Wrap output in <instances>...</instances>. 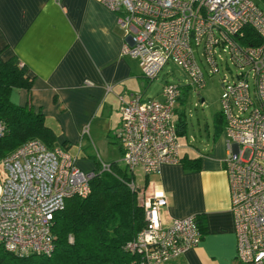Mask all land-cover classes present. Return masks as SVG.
Wrapping results in <instances>:
<instances>
[{
  "label": "built area",
  "instance_id": "built-area-1",
  "mask_svg": "<svg viewBox=\"0 0 264 264\" xmlns=\"http://www.w3.org/2000/svg\"><path fill=\"white\" fill-rule=\"evenodd\" d=\"M102 1L120 12L122 52L138 60L146 78L157 77L171 61L186 73L189 84L202 86L205 71L218 72L226 64L220 111L237 262L264 264V7L255 0ZM246 27L256 39L246 35ZM181 85L166 82L160 97L144 98L137 90L118 94L121 119L115 135L128 171L139 167L149 174L179 160L175 106ZM98 161L96 167L82 169L60 144L49 147L36 137L3 157L0 245L20 254H49L55 212L69 196L86 195L97 172L111 170V162L100 157ZM129 185L143 201L145 223L125 242L132 256L121 264H159L199 242L194 214L163 224L165 194L157 191L145 197L132 177Z\"/></svg>",
  "mask_w": 264,
  "mask_h": 264
},
{
  "label": "crops",
  "instance_id": "crops-1",
  "mask_svg": "<svg viewBox=\"0 0 264 264\" xmlns=\"http://www.w3.org/2000/svg\"><path fill=\"white\" fill-rule=\"evenodd\" d=\"M119 14L102 0H0V56H16L33 78L30 90L14 86L10 98L41 109L56 129L57 141L79 142L78 153L91 145L83 151L89 159L79 163L76 157L85 170L98 164L96 155L116 160L113 137L121 160L115 135L121 119L118 94L137 90L145 95L138 60L122 52ZM175 111L177 116L184 112L178 102ZM187 124L186 119L178 135L177 162L163 163L149 174L140 168L141 183L135 179L136 168L131 172L145 197L165 194L163 224L194 214L201 231L196 245L159 264H238L224 118L214 121L212 129L203 124L198 132Z\"/></svg>",
  "mask_w": 264,
  "mask_h": 264
},
{
  "label": "trees",
  "instance_id": "trees-1",
  "mask_svg": "<svg viewBox=\"0 0 264 264\" xmlns=\"http://www.w3.org/2000/svg\"><path fill=\"white\" fill-rule=\"evenodd\" d=\"M245 32L256 39L252 28L246 27ZM32 82L25 64L16 56H0V160L29 138H39L49 147L58 144L57 131L41 109L10 98L12 87L30 90ZM220 116L224 118L221 111ZM185 123V112L181 111L176 119L178 134ZM193 164L197 165L195 159ZM128 172L111 161L110 171L97 172L90 180L86 195L66 199L64 207L54 214V246L49 254H20L0 245V264H121L129 260L132 255L124 244L144 225L145 215L137 189L129 185L132 176Z\"/></svg>",
  "mask_w": 264,
  "mask_h": 264
},
{
  "label": "rangeland",
  "instance_id": "rangeland-1",
  "mask_svg": "<svg viewBox=\"0 0 264 264\" xmlns=\"http://www.w3.org/2000/svg\"><path fill=\"white\" fill-rule=\"evenodd\" d=\"M262 7H264V0H255ZM221 69L218 72L209 73L205 71V83L202 86H196L195 84H189L186 73L175 63L169 61L163 65L159 70L157 77L153 79L144 78L146 85L144 98L147 96L157 97L160 94V90L163 85L169 81H176L181 85V97L179 98V105L184 110L187 119V129H192L194 126L195 130L198 132L200 127L203 128V124L209 125L212 129L214 127V121L218 122L220 119V95L222 91L221 78L223 73L228 72L225 68L226 64L220 65ZM232 68L235 66L232 64ZM189 132V130H187ZM183 136H181V139ZM114 145L112 148L116 151L117 163L124 166L123 162L119 159V154H117V142L114 140ZM64 149H67L73 155L78 157V162L83 163L85 159L89 157L84 156V149L90 148V146H85L82 148L81 152L78 153V148L82 145L79 142L71 141H57ZM92 147V146H91ZM97 158H99L96 155ZM93 158V157H92ZM2 169V160H0V170ZM131 175V172H128ZM135 179L140 182L143 178V173L140 168L135 170Z\"/></svg>",
  "mask_w": 264,
  "mask_h": 264
}]
</instances>
